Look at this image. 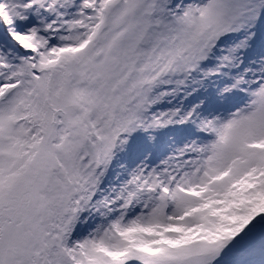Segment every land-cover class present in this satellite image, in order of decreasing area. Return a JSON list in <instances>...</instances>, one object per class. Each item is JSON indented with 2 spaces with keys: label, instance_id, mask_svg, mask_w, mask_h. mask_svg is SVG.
Segmentation results:
<instances>
[{
  "label": "snow or ice",
  "instance_id": "snow-or-ice-1",
  "mask_svg": "<svg viewBox=\"0 0 264 264\" xmlns=\"http://www.w3.org/2000/svg\"><path fill=\"white\" fill-rule=\"evenodd\" d=\"M0 264H264V0H0Z\"/></svg>",
  "mask_w": 264,
  "mask_h": 264
}]
</instances>
